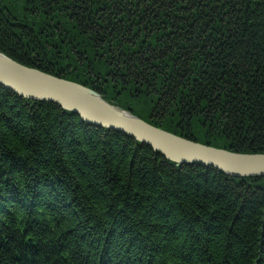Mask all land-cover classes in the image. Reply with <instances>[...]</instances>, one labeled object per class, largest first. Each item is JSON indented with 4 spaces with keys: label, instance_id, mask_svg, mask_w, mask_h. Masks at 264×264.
<instances>
[{
    "label": "trees",
    "instance_id": "1",
    "mask_svg": "<svg viewBox=\"0 0 264 264\" xmlns=\"http://www.w3.org/2000/svg\"><path fill=\"white\" fill-rule=\"evenodd\" d=\"M0 54L264 154V0H0ZM0 264H264V177L177 166L0 87Z\"/></svg>",
    "mask_w": 264,
    "mask_h": 264
},
{
    "label": "water",
    "instance_id": "2",
    "mask_svg": "<svg viewBox=\"0 0 264 264\" xmlns=\"http://www.w3.org/2000/svg\"><path fill=\"white\" fill-rule=\"evenodd\" d=\"M0 87L26 100L57 105L90 126L121 133L177 166L198 164L238 179L264 177V154L232 153L172 135L112 106L95 91L24 67L2 54Z\"/></svg>",
    "mask_w": 264,
    "mask_h": 264
},
{
    "label": "flooded vegetation",
    "instance_id": "3",
    "mask_svg": "<svg viewBox=\"0 0 264 264\" xmlns=\"http://www.w3.org/2000/svg\"><path fill=\"white\" fill-rule=\"evenodd\" d=\"M130 4H131V3H130ZM134 4H136V5H137V4H139V3H138V2H134Z\"/></svg>",
    "mask_w": 264,
    "mask_h": 264
}]
</instances>
